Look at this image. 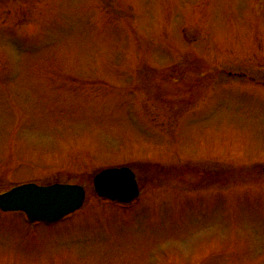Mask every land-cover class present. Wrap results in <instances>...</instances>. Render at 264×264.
<instances>
[{
    "label": "rangeland",
    "instance_id": "1",
    "mask_svg": "<svg viewBox=\"0 0 264 264\" xmlns=\"http://www.w3.org/2000/svg\"><path fill=\"white\" fill-rule=\"evenodd\" d=\"M130 167V206L96 197ZM80 184L83 208L0 212V264H264V0H0V194Z\"/></svg>",
    "mask_w": 264,
    "mask_h": 264
},
{
    "label": "water",
    "instance_id": "2",
    "mask_svg": "<svg viewBox=\"0 0 264 264\" xmlns=\"http://www.w3.org/2000/svg\"><path fill=\"white\" fill-rule=\"evenodd\" d=\"M97 195L106 200L129 204L140 191L133 172L127 168L109 169L94 179ZM85 190L79 186L55 185L44 188L25 185L0 196L4 212H25L31 222L56 223L79 210L85 201Z\"/></svg>",
    "mask_w": 264,
    "mask_h": 264
}]
</instances>
